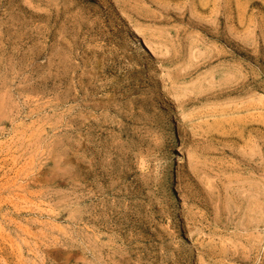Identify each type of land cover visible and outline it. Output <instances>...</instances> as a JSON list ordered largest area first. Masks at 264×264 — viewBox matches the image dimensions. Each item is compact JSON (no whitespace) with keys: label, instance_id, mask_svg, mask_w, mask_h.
I'll list each match as a JSON object with an SVG mask.
<instances>
[{"label":"rangeland","instance_id":"1","mask_svg":"<svg viewBox=\"0 0 264 264\" xmlns=\"http://www.w3.org/2000/svg\"><path fill=\"white\" fill-rule=\"evenodd\" d=\"M190 256L264 264V0H0V264Z\"/></svg>","mask_w":264,"mask_h":264},{"label":"bare ground","instance_id":"2","mask_svg":"<svg viewBox=\"0 0 264 264\" xmlns=\"http://www.w3.org/2000/svg\"><path fill=\"white\" fill-rule=\"evenodd\" d=\"M176 115V114H175ZM168 134H169V138H170V144L171 146H169L167 152H166V165H165V169H164V174L165 177L170 181L173 182L175 180V167L176 166V155L174 154V151L176 149V147L174 148V146L176 145V143H178V134H177V129H176V123L175 120L173 118H170L168 121ZM178 146V144H177ZM193 259L192 256L189 257L188 259V264H194L193 263Z\"/></svg>","mask_w":264,"mask_h":264},{"label":"trees","instance_id":"3","mask_svg":"<svg viewBox=\"0 0 264 264\" xmlns=\"http://www.w3.org/2000/svg\"><path fill=\"white\" fill-rule=\"evenodd\" d=\"M115 131H117L120 135V140H124L123 144H119L118 143V147H123L126 145L127 141L129 140V138L131 137V133L128 130L129 133H127V131H125V127L120 129V128H116Z\"/></svg>","mask_w":264,"mask_h":264}]
</instances>
